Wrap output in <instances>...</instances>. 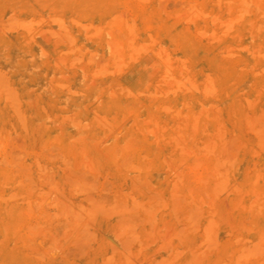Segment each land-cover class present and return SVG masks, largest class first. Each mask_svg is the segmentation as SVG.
<instances>
[{
  "label": "rangeland",
  "instance_id": "obj_1",
  "mask_svg": "<svg viewBox=\"0 0 264 264\" xmlns=\"http://www.w3.org/2000/svg\"><path fill=\"white\" fill-rule=\"evenodd\" d=\"M73 1L0 0V264H226L229 259L234 264L243 245L254 254L249 257L245 249L249 258L245 262L239 254L241 264H264V235L257 234L264 228V200L259 201L264 199V0ZM189 1H198L193 9L199 4L208 14L197 17L198 7L193 20ZM79 7L83 12H76ZM214 12L216 21L231 15L229 30H221L227 19L222 25L213 20L220 25L218 36L208 19ZM113 15L121 27L113 24ZM120 18L128 24L134 19L137 37L127 40L130 45L125 37L132 29ZM76 20L80 25L72 23ZM81 25L96 36L86 34L87 39ZM198 29L209 34L213 29L221 37L209 41L214 38ZM149 39L151 47L144 45ZM135 42L141 43L140 52L129 50ZM225 45L234 48L223 50ZM158 57L177 59L183 72L193 74L198 91L192 84L193 91H186V83L184 92L177 86L174 95L164 94L172 85H164L169 73ZM171 62L166 68L177 76L178 64ZM205 73L212 92L203 84L209 81ZM163 104L173 109L164 105V111ZM209 216L212 228L206 225Z\"/></svg>",
  "mask_w": 264,
  "mask_h": 264
},
{
  "label": "bare ground",
  "instance_id": "obj_2",
  "mask_svg": "<svg viewBox=\"0 0 264 264\" xmlns=\"http://www.w3.org/2000/svg\"><path fill=\"white\" fill-rule=\"evenodd\" d=\"M29 1H30V0H29ZM71 1H73V0H71ZM140 1H142V0H140ZM143 1H144V0H143ZM145 1H146V0H145ZM222 1H223V0H222ZM225 1L228 2V0H225ZM229 1L232 2V0H229ZM233 1H234V0H233ZM236 1H237V0H236ZM239 1H240V0H238L237 2H239ZM248 1H249V0H248ZM259 1H260V0H259ZM73 2H74V1H73ZM75 2H76V4H77V3H78V0H77V1L75 0ZM75 2H74V4H75ZM122 2H123V1H122ZM187 2H188V1H187ZM211 2H212V1H211ZM216 2H217V1H216ZM216 2H212V3H216ZM219 2H220V1H219ZM219 2H217V3H219ZM244 2H246V1H244ZM250 2H253V1L250 0L249 3H250ZM254 2H255V1H254ZM30 3H31V2H30ZM189 3H190V4H188V5H191L190 7H189V6L187 7V6H185V5H184V6L187 7V9L189 8L188 10H191L190 12L187 11L188 13L194 12V13H192V14L194 15L193 18H192V14H191V17H190V18H192V19L194 20L195 13H197V12H195V11H196V10L198 11L199 4L196 5L197 9H196V7L193 9L194 6L192 7V4L194 3V1H193V3H192V1H189ZM196 3H198V1H197ZM196 3H195V4H196ZM217 3H216V4H217ZM229 3H230V2H229ZM234 3H235V1H234ZM240 3H241V2H240ZM249 3L246 2V3L244 4V6H246V4L248 5ZM255 3H256V2H255ZM258 3H259V2H258ZM115 4H116V3H115ZM195 4H193V5H195ZM226 4H227V6H230V5H228V3H226ZM232 4H233V3H232ZM236 4H238V3H236ZM31 5H33V4H31ZM65 5H66V4H65ZM125 5H126V4H125ZM136 5H138V4H136ZM141 5H142V4H141ZM141 5H139V6H141ZM218 5H219V4H218ZM218 5H217V6H218ZM222 5H224V4H222ZM239 5H240V4H239ZM241 5H242V4H241ZM241 5H240V7H241ZM254 5H255V4H254ZM182 6H183V5H182ZM210 6H211V5H210ZM231 6H232V5H231ZM231 6H230V7H231ZM25 7H26V6H25ZM33 7H34V6H33ZM71 7H72V5H71ZM90 7H91V6H90ZM107 7H108V6H107ZM135 7H137V6H135ZM141 7H142V6H141ZM141 7H137V8H140V9H141ZM212 7H214V6H212ZM242 7H243V6H242ZM246 7H247V6H246ZM246 7H244V8H246ZM253 7H254V6H253ZM65 8H66V7H65ZM79 8H80V7H79ZM84 8H85V7H84ZM101 8H102V7H101ZM191 8H192L193 10H192ZM218 8H220V6H218ZM232 8H233V7H232ZM232 8H231V9H232ZM236 8H237V10L240 9V8H238L237 6H236ZM244 8H243V9H244ZM33 9H34V8H33ZM33 9H32V10H33ZM52 9H53V8H52ZM109 9L111 10V7H110V6H109ZM114 9H115V8H114ZM132 9H133V8H132ZM213 9H214V8H213ZM213 9H212V10H213ZM227 9L229 10V7H227ZM231 9H230V10H231ZM243 9H242V11H245V10H243ZM254 9H255V8H254ZM62 10H63V8H62ZM77 10H78V9H77ZM80 10H81V8H80ZM80 10H79V11H76V12H83L82 10H81V11H80ZM106 10H107V9H106ZM137 10H138V9H137ZM201 10H203V9H202V8L200 9V7H199V11H200V12L198 11V12H199V15H198V13L196 14L197 17H200V13H201V15L207 13V12H204V13H203V11H201ZM228 10H226V11L228 12ZM257 10H258V9H257ZM240 11H241V10H240ZM240 11H237V14H238V12H240ZM32 12H33V11H32ZM121 12H122V10H121ZM121 12H118L119 14H118L117 16H120V13H121ZM185 12H186V11H185ZM215 12H217V11H215ZM215 12H214V13H215ZM227 12H226L225 14L228 15ZM61 13H62V12H61ZM70 13H71V12H70ZM73 13H74V12H73ZM97 13H98V12H97ZM165 13H166V12H165ZM180 13H181V12H179V15H181ZM188 13H187V14H188ZM214 13H212V14L210 13L211 16H213V17L210 18V14H209V18H208V19H210V22H213V23H212L213 26H214V24H215L213 20L216 21V19H217V17H218V16H217L218 14L215 13V15H214ZM217 13H218V12H217ZM242 13H243V12H242ZM242 13H241V14L239 13V14L242 15ZM244 13H245V12H244ZM45 14H46V13H45ZM52 14H53V13H52ZM115 14H117V13H115ZM147 14H149V13H147ZM184 14H186V13H183V15H184ZM207 14H208V13H207ZM207 14H206V15H207ZM239 14H238V16H239ZM47 15H48V14H47ZM60 15H61V14H60ZM128 15H129V14H128ZM132 15H133V14H132ZM132 15H131V17H130V16H129V17L132 18ZM174 15L176 16V14H174ZM179 15H178V16H179ZM221 15H222V14H221ZM227 15H226V17L223 18V19H224V20L227 19L228 21H224V22H223V19H221V21H220L219 18H218L219 20H217V21H219L218 23L223 22V26L225 25V26H224L225 28L223 27V28H221V30L228 29V28H226V24H227V27H228V26H231V24L228 25V23H230V20H231V19L229 18V16H231V15H229V16H227ZM234 15H235V14H234ZM53 16H54V19H55V17H56V20H59V21H60V18H57L56 15H53ZM53 16H52V17H53ZM76 16H77V13H76ZM114 16L117 17L116 15H113V17H114ZM133 16H136V15H133ZM168 16H170V15L168 14ZM171 16H172V15H171ZM189 16H190V15H189ZM215 16H217V17H215ZM224 16H225V15H224ZM232 16H233V15H232ZM261 16H262V13H261ZM58 17H60V16H58ZM73 17H75V14H74ZM73 17L71 16V19H70V20L74 21V19H75L76 17H75L74 19H73ZM111 17H112V16H111ZM137 17H138V16H137ZM137 17H136V18H137ZM176 17H177V16H176ZM186 17H187V16H186ZM197 17H195V21H196V18H197ZM204 17H205V16H204ZM234 17H235L234 21H235L236 19L238 20V18H237L236 16H234ZM234 17H233V18H234ZM241 17H242V16H241ZM29 18H31V16H30ZM39 18H41V16H40ZM122 18H124V20H125V17H122ZM122 18H120V19H121V20H120V21H121L120 24H122V20H123ZM130 18H129V21H130ZM148 18H149V17H148ZM179 18H180V17H179ZM181 18H182V16H181ZM231 18H232V17H231ZM233 18H232V20H233ZM32 19H33V17H32ZM42 19H44V18L42 17ZM42 19H41V21H42ZM77 19H78V18H77ZM107 19H108V16H107ZM107 19L105 20L106 22L108 21ZM118 19H119V17H117V19L115 18V21H114V19H113V21H114L113 24H115V22H116V23L118 24V26H120L119 23L117 22ZM134 19H135V17H134ZM134 19H131L132 22L130 21V22H129L130 24H128V21H124V20H123L124 23H126V24L124 25V27H125V26H126L127 28L129 27V28L127 29L128 31H129V29H132V30H131L132 32L130 31L131 33H133V31L135 30V28H134L135 26L133 27V25L135 24V23H134ZM162 19H163V18H162ZM203 19L205 20L206 18H203ZM208 19H207V20H208ZM211 19H212V20H211ZM239 19H240V17H239ZM241 19H242V18H241ZM36 20H37V19H34L33 21H36ZM46 20H47V19H46ZM46 20H45V21H46ZM50 20H51V19H50ZM52 20H53V19H52ZM67 20H68V18H67ZM111 20H112V18H110V16H109L108 28H110L109 25L112 23ZM180 20H181V19H180ZM182 20H183V19H182ZM185 20H186V19H184L183 22H185ZM193 20H192V21H193ZM201 20H202V18H201ZM207 20H206V21H207ZM237 20H236V21H237ZM252 20H253V19H252ZM14 21H16V20L14 19ZM14 21H12V23H13ZM28 21H29V20H28ZM33 21H31V22L34 23ZM38 21H40V20H38ZM59 21H58V22H59ZM61 21H62V19H61ZM77 21H78V20H76L75 22H72V23H74V24L76 23V25H80V22H79V21L77 22ZM80 21H81V20H80ZM83 21H84V20H83ZM92 21H93V20H92ZM97 21H98V20H97ZM105 21H104L105 25H104V23H103L104 26H106V22H105ZM138 21H140V20H138ZM159 21H160V20H159ZM190 21H191V20H190ZM192 21H191V22H192ZM202 21H203V20H202ZM217 21H216V22H217ZM236 21H235V22H236ZM16 22H17V21H16ZM16 22H15V23H16ZM52 22H55V20L52 21ZM70 22H71V21H70ZM109 22H110V24H109ZM141 22H142V21H141ZM141 22H140V23H141ZM178 22H179V21H178ZM180 22H181V21H180ZM210 22H209V23H210ZM225 22H227V23H225ZM232 22H233V21H232ZM248 22L250 23V21H248ZM251 22H252V21H251ZM28 23L30 24V22H28ZM32 23H31V24H32ZM59 23H60V22H59ZM131 23H132V24H131ZM137 23H138V22H137ZM193 23H194V22H193ZM206 23H207V22H205V24H206ZM236 23H238V22H236ZM246 23H247V22H246ZM19 24H20V23H19ZM19 24H18V25H19ZM35 24H37V23H35ZM56 24H57V21H56ZM60 24H62V22H61ZM81 24H84V23L82 22ZM92 24H93V23H92ZM101 24H102V23H101ZM117 24H116V25H117ZM181 24H182V23H181ZM183 24H184V23H183ZM186 24H187V22L185 23V25H186ZM191 24H192V23H191ZM238 24H239V23H238ZM256 24L258 25L259 23L257 22ZM16 25H17V24H16ZM64 25H65V24H64ZM64 25H61V26H62L61 29H62V28L64 29V27H63ZM72 25H73V24H72ZM72 25H71V26H72ZM76 25H75V26H76ZM93 25H94V24H93ZM128 25H130V26H128ZM140 25H141V24H140ZM203 25H204V24H203ZM210 25H211V24H210ZM221 25H222V23H221ZM27 26H29V25H27ZM41 26H42V25H41ZM59 26H60V25L57 24L56 29H58V30L60 31V27H59ZM75 26H74V27H75ZM81 26H82V25H81ZM81 26H79V27H80V28H84V26H82V27H81ZM100 26H101V25H99V27H100ZM110 26H111V25H110ZM145 26H147V25H145ZM192 26H193V25H192ZM213 26H211V27H213ZM216 26H217V28H218V26H220V25L217 24ZM216 26H214V27H216ZM251 26H252V24H251ZM251 26H250V27H251ZM38 27H39V26H38ZM38 27H35V28H38ZM58 27H59V28H58ZM65 27H66V26H65ZM76 27H77V26H76ZM76 27H75V28H76ZM102 27H103V26H102ZM102 27H101V29L104 30V29H103L104 27H103V28H102ZM120 27H121V26H120ZM126 27H125V28H126ZM137 27H138V25L136 24V29L140 28L141 26L138 27V28H137ZM147 27H148V26H147ZM157 27L159 28V27H160V24H159ZM171 27H172V26H171ZM193 27H196V26H193ZM259 27H260V26H259ZM30 28L33 29L34 27H32V25H31ZM35 28H34V29H35ZM89 28H90V27H89ZM89 28H87V26H85L84 30L86 29V31H85L86 33H84V31H83V33H84L85 35H86V34H90L91 31H87V29H89ZM117 28H118V27H116L115 29H117ZM204 28H205V27H203V30H204ZM230 28H232V27H230ZM254 28H255V27H254ZM26 29H27V28H26ZM26 29H25V30H26ZM41 29H42V28L39 29L40 32H41V31H44V29H43V30H41ZM120 29H122V28H120ZM149 29H150V28H149ZM219 29H220V28H218V30H217L218 32L215 33V34H217V36H218V33L221 31V30L219 31ZM255 29L257 30V28H255ZM259 29H261V28H259ZM35 30H36V29H35ZM47 30H48V29H47ZM52 30H53V29H52ZM52 30H51V31H52ZM58 30H57V31H58ZM108 30H110V29H107V28H106V31H108ZM118 30H119V29H118ZM118 30H116V31H118ZM142 30H143V29H142ZM203 30L201 29V31H200V30L198 29V32H197V33L200 34L201 36H203V34L206 32V31L202 32ZM228 30H229V29H228ZM28 31H29V30H28ZM37 31H38V30H37ZM53 31L55 32V29H54ZM57 31H56V32H57ZM67 31H68V30H67ZM106 31H105V32H106ZM116 31H115V32H116ZM136 31H138V30H136ZM143 31H144V30H143ZM149 31H151V30H149ZM199 31H200V32H199ZM211 31L215 32L213 29H211ZM26 32H27V30H26ZM56 32H55V34H56ZM87 32H89V33H87ZM108 32L110 33V31H108ZM122 32H123V30H122ZM209 32H210V31H209ZM209 32H208V33L206 32V33L204 34V37L206 36V38H207L208 35H209L210 38H211V36H212V37H213V36L215 37V35L213 34V32L211 33V34H213V35L209 34ZM224 32H225V31H224ZM226 32H227V31H226ZM226 32H225V33H226ZM257 32H258V30H257ZM3 33H4V32H3ZM48 33H49V32H48ZM57 33H58V32H57ZM60 33L63 35L64 32L62 31V32H59V34H60ZM68 33H69V31H68ZM76 33H77V32H76ZM91 33L94 34L95 32H91ZM118 33H119V32H118ZM140 33H141V32H140ZM143 33H144V32H143ZM149 33H150V32H149ZM155 33H157V32H155ZM201 33H202V34H201ZM222 33H223V32H221L220 35H222ZM249 33H250V32H249ZM81 34H82V33H81ZM84 34H83V35H84ZM93 34H90L89 39L91 38V35H92V36H96V35H93ZM111 34H112V32H111ZM126 34H127V37H125V39H126L125 41L128 40L130 43H132V42H133L132 40L135 39V38L132 39L133 36H134V37H137V35H136L135 33H133V35H132V34H129V33H126ZM126 34H125V35H126ZM134 34H135V35H134ZM206 34H207V35H206ZM235 34H236V32H235ZM252 34H253V33H252ZM26 35H27V34H26ZM48 35H51V33L48 34ZM68 35H70V33H69ZM68 35H66V37H67ZM83 35H82V36H83ZM85 35H84V36H85ZM128 35H129V37H131L130 40H129ZM140 35H141V34H140ZM142 35H143V34H142ZM144 35H145V33H144ZM144 35H143V36H144ZM154 35H156V34H154ZM223 35H224V34H223ZM248 35H250V34H248ZM29 36H30V34H29ZM31 36H32V35H31ZM31 36H30V38H31ZM51 36H52V35H51ZM53 36H54V35H53ZM56 36H57V35H56ZM71 36H72V35H71ZM97 36H98V35H97ZM121 36H123V33L121 34ZM143 36H142V37H143ZM160 36H161V35H160ZM217 36H216V37H217ZM229 36H230V34H229ZM238 36H239V35H238ZM27 37H28V36H27ZM68 37H69V36H68ZM68 37H67V38H68ZM72 37H73L72 40L74 41L76 37L74 38V35H73ZM85 37H87V35H86ZM149 37H150V36H149ZM156 37H157V36H155V38H156ZM214 37H213V38H214ZM216 37H215V38H216ZM219 37H221V36H219ZM219 37H217V38H219ZM45 38H46V37H45ZM69 38L71 39V37H69ZM69 38H68V39H69ZM80 38H81V37H80ZM127 38H128V39H127ZM155 38H154V39H153V37L151 38L152 40H154V41H152V44H153V42L155 43ZM158 38H159V37H158ZM160 38H161V37H160ZM215 38H214V39L211 38V39H209V41H213V40H215ZM217 38H216V40H217ZM239 38H240V37H239ZM68 39H67V40H68ZM84 39H85V38H84ZM87 39H88V37H87ZM115 39H116V38H115ZM142 39H143V38H142ZM151 39H149V41H150ZM156 39H157V38H156ZM207 39H208V38H207ZM207 39H206V40H207ZM219 39H220V38H219ZM28 40H29V39L27 38V42H28ZM30 40H31V39H30ZM32 40H33V39H32ZM32 40H31V41H32ZM80 40H81V39H80ZM135 40H136V39H135ZM135 40H134V41H135ZM157 40H159V39H157ZM250 40H251V39H250ZM68 41L70 42V40H68ZM75 41H76V40H75ZM84 41H86V40H84ZM117 41H118V40H117ZM119 41H120V40H119ZM119 41H118V42H119ZM128 41H127V45H130ZM140 41H142V40H140ZM143 41H144V40H143ZM33 42H34V41H33ZM54 42H55V41H54ZM71 42H72V41H71ZM144 42H145V41H144ZM222 42H223V41H222ZM222 42H221V43H222ZM225 42H226V41H225ZM23 43H24V42H23ZM73 43H74V42H73ZM119 43H121V42H119ZM119 43H117V44H119ZM133 43H134V42H133ZM136 43H137V44H136ZM142 43H143V42H142ZM157 43H158V42H157ZM164 43H165V42H164ZM228 43H230V41H229ZM68 44H69V43H68ZM74 44H76V43H74ZM81 44H82V43H78V46L82 47ZM139 44H141V43L135 42V44H131V46H132V47L135 46V48H132L131 46H129V47H130L129 50H132V49L135 50V49H137V51L139 50L138 52H140V48H139L140 45H139ZM145 44L150 45V44H151V41H150L149 43L145 42L144 45H145ZM152 44H151V45H152ZM232 44H233V43H232ZM119 45H120V44H119ZM121 45H122V43H121ZM136 45H137V47H138L139 49L136 47ZM148 45H146V46H148ZM151 45L148 46V47H151ZM154 45H155V44H154ZM156 45H157V44H156ZM159 45H160V44H158L157 46H159ZM39 46H40V45H39ZM74 46L76 47L77 45H74ZM160 46H162V43H161ZM160 46H159V47H160ZM225 46H226V45H225ZM229 46H230V45H229ZM246 46H247V45H246ZM246 46H243V44H242V46H240V47L238 46V47H239L240 49H242V48L245 49ZM162 47H163V46H162ZM232 47H233V46H231V48H230V47L227 48V46H226V47H224L223 50H226L225 48H227V50L230 52V49L232 50V49L234 48V47H233V48H232ZM258 47H259V45H258ZM76 48H77V47H76ZM78 48H79V47H78ZM152 48H153V47H152ZM170 48H172V47H170ZM236 48H237V46H236ZM42 49H43V48H42ZM69 49L74 50V47H73V48H69ZM85 49H86V46H85V48H83V50H85ZM87 49H88V48H87ZM87 49H86V50H87ZM149 49H151V48H149ZM156 49H158V50H155V51H159V48H156ZM221 49H222V48H221ZM221 49H220V50H221ZM237 49H238V48H237ZM254 49H255V48H254ZM256 49H257V47H256ZM258 49H259V48H258ZM258 49H257V50H258ZM2 50H3V49H2ZM77 50H78V49H77ZM134 50H133V51H134ZM160 50H161V49H160ZM162 50H163V49H162ZM162 50L160 51L161 53H162ZM166 50H167V49H166ZM166 50H165L164 52L167 54V51H166ZM169 50H171V49H169ZM251 50H253V49H251ZM64 51L66 52V50H64ZM133 51H132V52H133ZM249 51H250V50H249ZM44 52H45V51H44ZM62 52H63V51H62ZM68 52H69V51H68ZM78 52H80V51L78 50ZM78 52H77V54H79V55H81V56L83 55V54H81L82 51H81L80 53H78ZM89 52H91V51H89ZM130 52H131V51H130ZM132 52H131V53H132ZM138 52H136V56H137V53H138ZM153 52H154V51H153ZM170 52H171V54H172V51H170ZM231 52H232V51H231ZM133 53H134V52H133ZM168 53H169V52H168ZM177 53H178V52H177ZM179 53H180V52H179ZM246 53H248V50H247ZM249 53H252V51H250ZM256 53H257L256 55H258V52H257V51H256ZM262 53H263V52H262ZM183 54H184V53H183ZM223 54H224V53H223ZM233 54H234V52H233ZM253 54H254V53H253ZM253 54H252V55H253ZM263 54H264V53H263ZM59 55H60V53H59ZM130 55H131V57H130ZM138 55H139V54H138ZM153 55H154V54H153ZM229 55H231V54H228V53H227V56H229ZM250 55H251V54H250ZM252 55H251V56H252ZM1 56H3V55H1ZM73 56H74V55H72V58H73ZM81 56H80V58H81ZM90 56H92V55H90ZM127 56H128V55H127ZM133 56H134V55H133ZM133 56H132V54H129L128 57H130V59L134 60V59L132 58ZM170 56H171V55H170ZM174 56H175V54H174L173 56H171V57H174ZM183 56H184V55H183ZM183 56H181V57H182V60H184V59H183V58H184ZM231 56H232V55H231ZM31 57H32V56H31ZM59 57H61V56H59ZM77 57H78V56H77ZM77 57H74V58L76 59ZM118 57H120V56L118 55ZM121 57H123V56L121 55ZM121 57H120V59H121ZM155 57H157V56H155ZM186 57H187V56H186ZM252 57H253V56H252ZM70 58H71V57H70ZM80 58H79V59H80ZM110 58H111V56H110ZM158 58H159L160 60H158ZM158 58L155 59V60L160 61V63L165 62V63H163V65L165 64L166 66L168 65V61L171 62V60H172V61L176 60L175 65L178 64V63H177L178 60L175 59L176 56H175V58H172V59H170V60H169V58H163V59H162L161 57H158ZM187 58H188V57H187ZM81 59H82V58H81ZM81 59H80V60H81ZM86 59H87V58H86ZM114 59H115V58H114ZM122 59H123V58H122ZM122 59H121V62H122ZM127 59L129 60V58H127ZM166 59H167V60H166ZM173 59H174V60H173ZM178 59L180 60V58H178ZM64 60H65V59H64ZM71 60H73V59H71ZM71 60H70V61H71ZM91 60H92V59H91ZM115 60H117V59H115ZM135 60H136V59H135ZM135 60H134V61H135ZM162 60H163V62H162ZM165 60H166V61H165ZM189 60H190V59H189ZM59 61L61 62V61H63V60H59ZM70 61H69V62H70ZM74 61H75V60H74ZM76 61H79V60H76ZM141 61H142V59H141ZM141 61H140V62H141ZM152 61H153V60H152ZM186 61H187V60H186ZM4 62H5V61H4ZM71 62H73V61H71ZM117 62L119 63V66L122 65V64H120V63H121L120 61H117ZM124 62H125V61H123V63H124ZM166 62H167V63H166ZM180 62H181V60H180ZM187 62H188V61H187ZM115 63H116V62H115ZM151 63H152V62H151ZM160 63H159V64H160ZM171 63H172V62H171ZM171 63H170V65H171ZM173 63H174V62H173ZM184 63H185V62H184ZM188 63H189V62H188ZM3 64H4V63H3ZM63 64H64V63H63ZM126 64H127V63H125V65H126ZM144 64H145V63H143V65H144ZM153 64H154V63H153ZM189 64H190V66H191L192 63H189ZM4 65H5V64H4ZM57 65H58V64H57ZM125 65L123 64V67H124ZM148 65H149V64H148ZM154 65H155V64H154ZM165 65H164V66H165ZM9 66H10V64H9ZM58 66H59V65H58ZM144 66H145V65H144ZM160 66H161V65H160ZM166 66H165V68H164V67H163V68L166 69V71H168L169 75H167V76H169V77H167V78H169V79H167V81L165 82L166 79L164 78L165 80L163 79V81L165 82V84H164V82H162V83H163L165 86H166V83H167L168 85H169V84L172 85V86H170V85H169V86H166L167 89H168L169 87H170V88H171V87H173V88L175 87V88H174V89L171 88L172 90L169 88L170 91H167V89L162 90L163 88H166V87H163V88L161 87L160 89H161L162 91H166V92H167V93H166V92H163L164 94L167 95L168 92H169V93H172V95H174V91H173V90H175V93H176V92H177V89H178L177 86L180 87V88H179V91L182 93V92H184V91L186 90V89H185V88L187 87V86H186V83H189V84H190V85L187 84V85H189V86L187 87L189 90L187 89L186 91H189V92H190V91H193L192 89H195L196 82L193 81L194 79H192V78H194V77L191 76V75H193V74L190 75V72H189V75H190V77H192V78H190V77L187 75L188 72H187L186 70H187L188 68H187L186 70L184 69V71H186L187 73H186V72H183V68H182L183 65H181V64L179 63L178 65H176L177 68H178V70H179V71H178V74H177V73L175 72V70H174V72L177 74V76H175L174 74H173V75L170 74L171 71H170V69L167 70ZM0 67H1V66H0ZM184 67H185V66H184ZM168 68H169V67H168ZM177 68H176V69H177ZM1 69H2V68H1ZM6 69L9 70V68H6ZM13 69H14V67H13ZM96 69H98V68H96ZM117 69L120 70L121 67H120V68L118 67ZM153 69H154V68H153ZM159 69H160V68H159ZM164 69H163V70H164ZM172 69H175V68H172ZM181 69H182V71H181ZM190 69H191V68H190ZM192 69H193V68H192ZM194 69H195V68H194ZM259 69H260V71H261L262 68H259ZM98 70H99V69H98ZM101 70H102V69H101ZM161 70H162V69H161ZM163 70H162V71H163ZM262 70H263V69H262ZM0 71H1V70H0ZM5 71H7V70H5ZM5 71H4V69H2V72H5ZM92 71H93V70H92ZM120 71H121V70H120ZM158 71H159V70H158ZM190 71H192V70H190ZM255 71H257V70H255ZM82 72H83V71H82ZM94 72H95V71H94ZM179 72H181V73H179ZM182 72H183V73H182ZM192 72H193V71H192ZM5 73H6V72H5ZM112 73H113V72H112ZM112 73H111V75H112ZM119 73H120V72H119ZM258 73H260V72H258ZM87 74H88V73H87ZM94 74H95V73L92 72V75H94ZM156 74H157V73H156ZM164 74H167V73H164ZM205 74H206V73H205ZM205 74H203V75H204V79L206 78V80H209V81H205V80H204L205 83H204V81H203V84L205 85V87L208 85V86H207V87H208L207 89H209V90L214 89V88H212V87H213V81H212V78H211V77H206L207 74H209V73H207L206 75H205ZM255 74H257V73L255 72ZM90 75H91V74H90ZM148 75H149V77H150L152 74L150 75V73H149ZM194 75H195V73H194ZM199 75H200V73H199ZM199 75H198V76H199ZM253 75H254V74H253ZM58 76H59V75H58ZM84 76H85V75H84ZM158 76H160V77H158ZM161 76H162V73H161V75H158V74H157V79H158V78H161ZM200 76H201V75H200ZM208 76H210V75H208ZM48 77H50V76H48ZM52 77H53V76H52ZM52 77H50V79H52ZM59 77H60V76H59ZM91 77H93V76H91ZM196 77H197V75H196ZM56 78H57V77H56ZM152 78H154V77H152ZM210 78H211V80H210ZM150 79H151V78H150ZM154 79H156V76H155ZM202 79H203V78H202ZM158 81H159V80H157V82H158ZM160 81H161V79H160ZM200 81H201V80H200ZM210 81H211V82H210ZM54 82H57V81H54ZM147 82H148V81H147ZM157 82H155V84L153 83V84H154V87H155V85L157 84ZM190 82H191V83H190ZM198 82H199V81H198ZM208 82H210V83H208ZM61 83H64V82H61ZM61 83L58 82V84H61ZM87 83H88V82H87ZM145 83H146V82H145ZM151 83H152V82H151ZM158 83H160V82H158ZM201 83H202V81H201ZM54 84H55V83H54ZM54 84H53V85H54ZM65 84H67V83H65ZM65 84H61V85H63V86H60V87H64ZM191 84H192V89L189 88V87H191ZM193 84H195L194 87H193ZM203 84H201V87L203 86L202 89H201V92H202V90H203V88H204V85H203ZM206 84H207V85H206ZM209 84H212L211 89H210V87H209V86H211V85H209ZM157 85H158V84H157ZM159 85H160V84H159ZM164 85H163V86H164ZM173 85H176V86H173ZM11 86H12V85H11ZM182 86L185 87V88H184L185 90L183 89L184 91H183V90H180ZM65 87H66V86H65ZM145 87H146V85H145ZM157 87H158V86H157ZM196 87L198 88V86H196ZM5 88H6V87H5ZM120 88H122V87H120ZM123 88H124V87H123ZM123 88H122V89H123ZM197 88H196L194 91H198ZM1 89H2V88H1ZM1 89H0V91H1ZM65 89H66V90H69L67 87H66ZM125 89L128 90V88H126V87H125ZM169 89H168V90H169ZM207 89H205V90L207 91ZM14 90H15V89H14ZM14 90L12 89V91H14ZM66 90H65V91H66ZM161 90H160V91H161ZM209 90H208V92H210ZM69 91L72 92L71 89H70ZM128 91L131 93L130 95H132V92H131L130 90H128ZM142 91H143V90H142ZM142 91H141V92H142ZM160 91H159V89H158V92H159L160 94H163V93H161ZM171 91H173V92H171ZM1 92H3V91H1ZM15 92L17 93V91H15ZM67 92H68V91H67ZM70 92H69V93H70ZM73 92H74V91H73ZM78 92H79V90H78ZM138 92H139V91H137L136 93L139 94ZM141 92H140V93H141ZM147 92L150 93V90H149V91H146V93H147ZM152 92H154V90H153ZM158 92H157V93H158ZM211 92H212V90H211ZM213 92H214V90H213ZM75 93L77 94V92H75ZM75 93H73V94H75ZM113 93H114V92H113V90H112V94H113ZM194 93H195V92H194ZM203 93L208 94L207 92H203ZM8 94H9V93H8ZM209 94H210V93H209ZM3 95H4V92H3ZM16 95H17V94H16ZM107 95H108V93H107ZM109 95H110V94H109ZM147 95H149V94H147ZM158 95H159V94H158ZM202 95H204V94H202ZM0 96H1V95H0ZM11 96H15L14 93H13V95H11ZM125 96H126V95H125ZM134 96H135V95H134ZM155 96H156V95H155ZM162 96H163V95H162ZM167 96H169V95H167ZM7 97H8V96H7ZM7 97H5V98L3 97V100L6 99ZM165 97H166V96H165ZM9 98H10V97H9ZM11 98H12V97H11ZM11 98H10V99H11ZM183 98H184L185 101H186L185 96H184ZM183 98H182V99H183ZM187 98H188V97H187ZM167 99H168V98H167ZM7 100H9V99L7 98ZM168 100H169V99H168ZM168 100H167V101H168ZM9 101H12V99L9 100ZM162 101H163V100H162ZM197 101H198V100H197ZM163 102H164V101H163ZM180 102H181V101H180ZM165 103H166V102H165ZM170 103H171V102H170ZM184 103H185V105H188V104H186V102H184ZM199 103H200V102H199ZM2 104H3V103H2ZM211 104H212V103H211ZM11 105L13 106V104H11ZM164 105H166V104L161 105V108H163L164 111H168V109H169V110L171 109V108H170L171 104H170V106L166 105V106L169 107L168 109H164V107H162V106H164ZM185 105H184V106H185ZM8 106L10 107V104H9ZM153 106H155V105H153ZM180 106H181V105H180ZM202 106H203V105H202ZM63 107H64V106H63ZM205 107H208V104H207V106H205ZM161 108H160V109H161ZM165 108H167V107H165ZM12 109H13V108H12ZM12 109H11V110H12ZM172 109H173V108H172ZM172 109H171V110H172ZM202 109H203V108H202ZM199 110H200V109H199ZM199 110L197 109V111H199ZM12 111H13V110H12ZM174 111H175V109H174ZM178 111H179V108H178ZM201 111H202V110H201ZM204 111H207V108H206V110H204ZM14 112H15V111H14ZM190 112H191V111H190ZM172 113H177V112H172ZM172 113H170V115H171ZM53 114H55V113H53ZM177 114H180V113H177ZM177 114H176V115H177ZM179 116H181V114H180ZM148 117H149V115H148ZM175 117H177V116H175ZM207 117H208V116H207ZM210 117H211V116H209V118H210ZM96 118H97V117H96ZM138 118H139V117H138ZM105 119H106V118H105ZM147 120H148V118H145V119H144V121H146V122H147ZM149 120H150V119H149ZM153 120H154V119H153ZM142 121H143V120H142ZM155 121H156V120H155ZM133 122H134V121H133ZM152 122H153V121H152ZM152 122H151V123H152ZM101 123H103V122H101ZM156 123H157V122H156ZM153 124H154V123H153ZM175 124H177V123H175ZM175 124H174V125H175ZM103 125H104V124H103ZM169 126H170V125H169ZM135 127H137V126H135ZM153 127H154V126H153ZM161 127H163V126H161ZM165 127H166V126H165ZM176 127H177V126H176ZM147 128H148V127H147ZM166 128H167V127H166ZM137 129H138V128H137ZM140 129H141V128H140ZM145 129H146V128H145ZM152 129H153V128H152ZM176 130H177V128H176ZM139 131H140V130H139ZM150 132H152V131H150ZM155 132H156V131H155ZM155 132H154L153 135L156 134ZM152 133H153V132H152ZM160 134L162 135V133H160ZM150 135H151V134H150ZM173 135H174V134H173ZM161 137H162V136H161ZM0 143H1V142H0ZM162 157H163V156H162ZM0 158H1V157H0ZM257 158H258V157H257ZM34 159H35V158H34ZM163 159H164V158H163ZM164 161H165V160H164ZM213 168H215V167H212V169H213ZM215 171H218L217 168L215 169ZM219 171H220V170H219ZM222 171H224V170H222ZM220 172H221V171H220ZM220 172H219V173H220ZM219 173H217V174H218V175H222L221 173H220V174H219ZM231 173H232V172H231ZM226 174H227V173H224V176H225V177L223 176L224 178H221V177H219V178H221L222 180H225V178H226ZM218 175H217V176H218ZM211 176H212V175H211ZM215 176H216V174H215ZM255 176H256V175H255ZM213 177H214V176H213ZM176 178H177V177H176ZM174 180H175V178H174ZM174 180H172L171 183H172ZM203 180H205V179L203 178ZM222 180H221V182H222ZM252 180H253V179H252ZM4 181H5V180H4ZM219 181H220V180H219ZM225 181H226V180H225ZM0 182H1V181H0ZM206 182H207V181H206ZM217 182H218V181H217ZM255 182H256V181H255ZM215 183H216V181L213 183V185H214ZM253 184H254V181H253ZM253 184H252V185H253ZM0 185H2V184L0 183ZM8 185H9V184H8ZM212 187H213V186H212ZM232 187H233V186H232ZM234 188H235V185H234ZM237 188H239V187H237ZM251 190H253V189H251ZM258 191H259V190H258ZM258 191H255V192H256L257 194H259L260 192H258ZM10 192L12 193V191L9 190V193H8L9 195H10ZM238 192H239V191H238ZM252 193H253V191H252ZM8 194H7V195H8ZM15 194H16V193H15ZM23 194H24V193H23ZM253 194H254V196L257 195V194H255V193H253ZM262 194H263V193L259 194L258 196H260V195H262ZM7 195H6V198H7ZM9 195H8V197H9ZM16 195H17V194H16ZM18 195H19V194H18ZM13 196H14V195H13ZM258 196H257V197H258ZM263 196H264V194H263ZM257 197H256V198H257ZM1 198H3V196H1ZM12 198H13V197H12ZM8 199H10V198H8ZM254 199H255V198H253V199L251 200V201H252L251 204H254V202H253ZM1 200H2V199H1ZM1 200H0V201H1ZM4 200H5V199L3 198V201H4ZM255 200H256V199H255ZM255 200H254V201H255ZM262 200H264V199H261V200H259V201H262ZM8 201H9V200H8ZM4 202H5V201H4ZM15 202H16V201H15ZM257 202H258V201H257ZM257 202H256V203H257ZM263 202H264V201H263ZM10 203H11V202H10ZM251 204H250V205H251ZM248 205H249V202H248ZM256 205H258V204H256ZM3 206H4V204H3ZM261 206H262V204H261ZM261 206L259 205V207H261ZM259 207H258V208H259ZM7 208H8V206H7ZM243 208H244V207H243ZM3 209H4V208H3ZM246 209H247V208H246ZM4 210H5V209H4ZM256 210H257V209H256ZM259 211H260V210H259ZM208 219H210V220H208ZM263 219H264V216H263ZM207 221H208V222H206V225L209 224V228H212V227H210V223H211V222L213 223V221H212V219H211L210 216L207 218ZM209 221H211V222H209ZM262 222H264V220H263ZM212 223H211V225H212ZM214 223H215V222H214ZM206 225L204 226V229H205V227L208 228ZM260 225H261V224H260ZM263 227H264V226H263ZM263 227H262V228H263ZM209 228H208V229H209ZM250 228H251V227H250ZM250 228H249V229H250ZM208 229H205V230H208ZM262 230H263V231H262ZM210 231H211V230H210ZM261 231H262L263 233L260 232V230H259L260 233L258 232L257 234L259 235V238L262 239V237H263V235H264V228L261 229ZM204 233H205V232H204ZM210 234H211V232L209 233V235H210ZM204 235H205V234H204ZM209 235H208V236H209ZM261 236H262V237H261ZM206 237H207V236H206ZM236 238H238V237H236ZM240 238H241V237H240ZM259 238L257 237L256 242H258L257 240H259ZM234 239H235V237H234ZM238 239H239V238H238ZM238 239H237V240H238ZM261 239H260L259 242H261ZM205 240H206V239H205ZM237 240H236L235 242H237ZM242 240H243V239H242ZM244 240H246V242H247L249 239L246 238V239H244ZM244 240L241 241V242H244ZM263 240H264V238H263ZM207 241H208V240H207ZM254 241H255V239H254ZM259 242H258V246H260V245H259ZM198 243H199V242H198ZM198 243H197V244H198ZM246 244H247V243H246ZM250 244H252V245H253V244L256 245L255 242H252V243H250ZM243 248H244V249H243ZM252 248H253V246H252ZM259 248H260V247H258V249H259ZM261 248H262V247H261ZM240 249H241L242 252H243L245 249H246V251L249 249L250 251L248 250V251H247V254H249V253H253V252H251V246L248 248V245H247V246H246V245H245V246H244V245H243V246H240ZM240 249H239V251H240ZM242 249H243V250H242ZM253 249H254V248H253ZM256 250H257V247L255 246V251H256ZM231 251H232V250H231ZM241 251H240V252H241ZM246 251L243 252V253H246ZM252 251H254V250H252ZM242 252L239 253V254L241 255ZM256 252H257V251H256ZM261 252L263 253L264 251L261 250ZM261 252H259V250H258V252L255 253V254H258V253L260 254ZM230 253H231V252H230ZM239 254H238V253L235 254L236 256H235V260H234V262H233L234 264H235V262H236V264H237V263H238V264H241V263H240V260H241V259H243V260L245 259V260H246V258L248 257L247 254H246L245 256H243V254H242V255H241L242 258L240 259V258L238 257ZM253 254H254V253H253ZM250 256H253V255H250V254H249V257H250ZM255 256H256V255H255ZM237 257H238V259H237ZM244 257H245V258H244ZM249 257H248V258H249ZM233 258H234V257H233ZM165 259H166V258H165ZM228 259H229V258H228ZM226 260H227V259H226ZM229 260H230V259H229ZM229 260H228V262H225V263H226V264H227V263L229 264V263H230ZM238 260H239V261H238ZM245 260H244V261H245ZM260 260H261V259H260ZM263 260H264V258H263ZM263 260H261V261H263ZM231 261H232V259H231ZM258 261H259V260H258ZM261 261H260V262H261ZM223 262H224V261H223ZM245 262H246V261H245ZM257 263H259V262H257Z\"/></svg>",
  "mask_w": 264,
  "mask_h": 264
}]
</instances>
